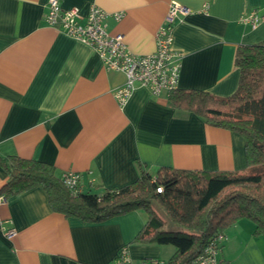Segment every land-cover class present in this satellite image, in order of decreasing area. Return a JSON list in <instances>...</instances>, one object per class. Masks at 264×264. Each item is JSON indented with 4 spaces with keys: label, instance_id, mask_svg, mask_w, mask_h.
Returning a JSON list of instances; mask_svg holds the SVG:
<instances>
[{
    "label": "crops",
    "instance_id": "obj_1",
    "mask_svg": "<svg viewBox=\"0 0 264 264\" xmlns=\"http://www.w3.org/2000/svg\"><path fill=\"white\" fill-rule=\"evenodd\" d=\"M84 16L106 13L110 34H121L137 55L152 53L171 3L187 7L172 28L181 54L177 90L226 97L234 93L238 45L264 41V0H57ZM48 0H0V157L34 159L62 175L79 174L81 192L131 184L143 168L236 171L247 167L244 139L176 110L168 93L137 86L124 104L114 96L121 72L107 69L85 42L45 20ZM254 12L252 27L244 19ZM120 13L118 20L114 14ZM7 175L0 166V187ZM147 215L141 210L88 223L52 211L39 187L0 202V264H113L126 248L133 264L167 262L172 245L134 241ZM12 236H6L8 229ZM241 219L224 230L218 254L230 264H264V234Z\"/></svg>",
    "mask_w": 264,
    "mask_h": 264
},
{
    "label": "trees",
    "instance_id": "obj_2",
    "mask_svg": "<svg viewBox=\"0 0 264 264\" xmlns=\"http://www.w3.org/2000/svg\"><path fill=\"white\" fill-rule=\"evenodd\" d=\"M234 63L239 80L231 95L173 89L168 103L239 134L246 168L209 172L160 167L154 176L139 168L136 180L124 187L72 195L53 165L7 156L0 157L7 175L0 196L6 199L39 186L52 211L88 223L141 210L147 220L134 241L172 245L175 252L167 264H190L215 233L241 219L253 223L254 235L264 234V41L238 45Z\"/></svg>",
    "mask_w": 264,
    "mask_h": 264
},
{
    "label": "built area",
    "instance_id": "obj_3",
    "mask_svg": "<svg viewBox=\"0 0 264 264\" xmlns=\"http://www.w3.org/2000/svg\"><path fill=\"white\" fill-rule=\"evenodd\" d=\"M189 9L177 3H171L163 23L156 34V48L149 54H134L123 41L121 34H110L106 30V13L96 6H91L82 16L75 8H62L57 0H48L46 22L60 28L65 34L87 43L102 59L107 69L121 72L125 76L122 86L114 92L119 104H124L137 86L145 87L153 96L161 92L176 89L179 80L181 54L172 49V28L176 20L189 13ZM121 14H114L118 20ZM254 27L258 16L251 12L245 19ZM80 176L76 172L67 171L61 175V181L67 190L76 195L80 192ZM161 188H158L159 192ZM5 199L0 196V202ZM14 230L8 229L6 236H12ZM224 231L215 233L190 264H230L221 260L218 254L226 240ZM113 264H133L127 255L126 248H121ZM139 264H167L157 259L142 260Z\"/></svg>",
    "mask_w": 264,
    "mask_h": 264
},
{
    "label": "rangeland",
    "instance_id": "obj_4",
    "mask_svg": "<svg viewBox=\"0 0 264 264\" xmlns=\"http://www.w3.org/2000/svg\"><path fill=\"white\" fill-rule=\"evenodd\" d=\"M256 167L255 168H252L251 171L252 172L256 171V169L258 168V167L257 168ZM158 212H159L160 215H162L163 217H165L164 214L160 210Z\"/></svg>",
    "mask_w": 264,
    "mask_h": 264
}]
</instances>
